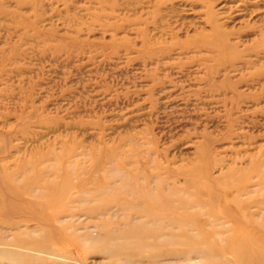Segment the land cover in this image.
Instances as JSON below:
<instances>
[{
	"label": "rangeland",
	"instance_id": "374dc122",
	"mask_svg": "<svg viewBox=\"0 0 264 264\" xmlns=\"http://www.w3.org/2000/svg\"><path fill=\"white\" fill-rule=\"evenodd\" d=\"M0 264H264V0H0Z\"/></svg>",
	"mask_w": 264,
	"mask_h": 264
},
{
	"label": "bare ground",
	"instance_id": "6f19581e",
	"mask_svg": "<svg viewBox=\"0 0 264 264\" xmlns=\"http://www.w3.org/2000/svg\"><path fill=\"white\" fill-rule=\"evenodd\" d=\"M191 252V254H194L195 252H198L197 250H191L189 251V253ZM170 254H175V253H170ZM185 253H183L182 255H184ZM181 255V254H180Z\"/></svg>",
	"mask_w": 264,
	"mask_h": 264
}]
</instances>
